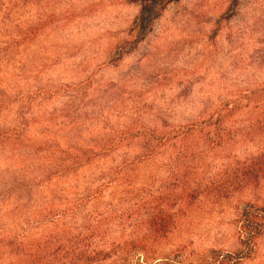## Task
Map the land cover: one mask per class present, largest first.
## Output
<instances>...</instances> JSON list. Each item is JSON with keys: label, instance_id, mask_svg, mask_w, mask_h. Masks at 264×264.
I'll return each mask as SVG.
<instances>
[{"label": "rangeland", "instance_id": "rangeland-1", "mask_svg": "<svg viewBox=\"0 0 264 264\" xmlns=\"http://www.w3.org/2000/svg\"><path fill=\"white\" fill-rule=\"evenodd\" d=\"M261 98L264 0H0V264L235 253Z\"/></svg>", "mask_w": 264, "mask_h": 264}, {"label": "trees", "instance_id": "trees-1", "mask_svg": "<svg viewBox=\"0 0 264 264\" xmlns=\"http://www.w3.org/2000/svg\"><path fill=\"white\" fill-rule=\"evenodd\" d=\"M263 98L257 100L256 102H261ZM248 104V103H247ZM241 103L232 102V108L230 112L233 113L235 110H239ZM246 105V104H245ZM247 106V105H246ZM257 156V155H256ZM252 156L248 159L249 164L244 167L243 174L247 172V169L251 165H259V171L264 175V152L260 153L258 157ZM244 174V175H245ZM243 204L239 208L238 222V242L240 244V249L234 252L220 253L216 251L214 256L212 255V260H209L205 264H235L242 257H249L256 251L255 239L264 230V205L255 206L248 202H242ZM18 264H22V259L16 260ZM55 261V260H54ZM58 264H67L61 261ZM87 264V263H84Z\"/></svg>", "mask_w": 264, "mask_h": 264}]
</instances>
